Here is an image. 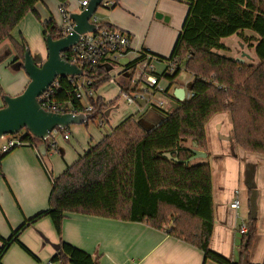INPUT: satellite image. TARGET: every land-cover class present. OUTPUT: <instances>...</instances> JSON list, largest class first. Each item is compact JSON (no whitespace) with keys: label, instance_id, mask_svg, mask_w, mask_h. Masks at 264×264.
I'll return each mask as SVG.
<instances>
[{"label":"trees","instance_id":"16d2710c","mask_svg":"<svg viewBox=\"0 0 264 264\" xmlns=\"http://www.w3.org/2000/svg\"><path fill=\"white\" fill-rule=\"evenodd\" d=\"M57 1L69 14V0ZM112 1L110 8L117 6ZM179 1L188 5L187 16L171 56L158 59L178 62L176 73L167 79L170 88L176 85L181 66L185 65L192 76L188 86L191 97L180 102L171 94L166 116L152 128H145L138 115L129 116L63 174L51 177L49 208L25 220L10 237L0 234V264L14 244L34 257L19 238L45 217L51 218L62 237L63 221L69 214L145 223L198 249L205 261L252 264L249 256L258 232L256 218L250 219L243 234L238 262L211 248L217 223L213 169L207 159L200 161L197 157H210L207 125L218 113L229 114L239 149L264 155V0ZM41 2L0 0V46L11 44L15 62H20L22 69L28 44L24 39L15 41L12 34L27 15L33 14L41 22L44 38L64 37L53 17L41 21L36 9ZM110 26L100 23L101 28ZM232 36L252 50L254 61L242 64L226 55L230 47L223 40ZM86 78L96 91L109 80L101 66L87 72ZM76 82L77 78L59 79L50 89L51 98L58 103L80 104ZM116 103H105L102 97L89 98L88 104L94 107L88 113L89 121L98 115L105 117L106 110ZM17 137L31 144L35 140L28 130ZM46 143L49 145V140ZM15 150L0 152V163ZM50 262L100 264V258L61 240Z\"/></svg>","mask_w":264,"mask_h":264},{"label":"crops","instance_id":"0c3cea01","mask_svg":"<svg viewBox=\"0 0 264 264\" xmlns=\"http://www.w3.org/2000/svg\"><path fill=\"white\" fill-rule=\"evenodd\" d=\"M51 0H43L36 7L43 19L42 11L49 12L43 21L54 17L50 9ZM57 1V0H56ZM79 1H69L68 12L81 11ZM117 6L104 7L100 23H107L122 28L132 35V46L136 50H147L154 58L158 72L165 70L167 59L171 56L174 45L183 27L188 13V5L179 0H115ZM58 2V1H57ZM41 4V6H40ZM59 4V2H58ZM60 5V4H59ZM43 9V10H42ZM32 15V14H30ZM29 15V16H30ZM58 15V10H57ZM61 23L63 16L60 11ZM30 19V17H29ZM42 29V36L43 28ZM23 35V34H22ZM20 35V36H22ZM13 38L17 39L13 36ZM29 41V37L26 35ZM45 40V38H44ZM28 43V42H27ZM5 42L0 46V65H8V77L22 70L21 63L15 62V54L9 52ZM241 48L247 45L241 44ZM8 49V50H7ZM39 53L38 65L48 56L47 48ZM252 51V50H251ZM242 56L252 61L244 52ZM24 70V69H23ZM0 76V82H2ZM122 81V80H120ZM191 80L188 82L189 83ZM30 79L20 74L13 83H3V90L12 96H18L27 87ZM123 82V81H122ZM163 85L171 94L182 88L176 85L170 88L169 82ZM189 91L186 90V93ZM104 99V98H103ZM107 101H110L106 99ZM172 100V99H171ZM5 106L0 100V108ZM133 113V110H132ZM125 114L114 122L112 129L129 116ZM106 118V117H105ZM161 116L158 113L146 117L145 128H152ZM111 120V115L109 118ZM73 134L71 129L62 131ZM96 142L91 137L86 147L72 145L70 139L63 137L52 140L53 144L34 141L17 148L1 163L0 175V234L8 238L25 220L49 208L52 190L51 177L57 178L68 167L76 163ZM79 133V130H77ZM209 159L213 169V192L215 201L216 227L211 240V248L226 257L238 262L241 257L243 234L240 230L248 226L252 212H256L258 232L250 251L249 261L252 264L264 262V155L244 152L236 146L233 128L228 113L216 114L207 125ZM50 141V140H49ZM51 144V145H50ZM211 163V162H210ZM241 184L247 187L241 188ZM239 191L244 202L238 210L231 209L233 200ZM239 197V198H240ZM247 207V208H246ZM61 240L83 249L100 258V264H216L205 261L198 249L170 237L166 232L158 231L145 223H131L108 220L97 217L69 214L63 221V235L60 237L50 217H45L26 229L19 241L33 255L25 252L19 244H14L4 255L3 264H59L51 259L60 246Z\"/></svg>","mask_w":264,"mask_h":264},{"label":"built area","instance_id":"2783aa9c","mask_svg":"<svg viewBox=\"0 0 264 264\" xmlns=\"http://www.w3.org/2000/svg\"><path fill=\"white\" fill-rule=\"evenodd\" d=\"M114 1H104L102 7H111ZM89 0L79 1L81 12L87 8ZM63 16L61 24L64 37L72 34L74 23L65 9L60 5ZM92 24L98 26L94 32H88L80 36L79 42L63 54V58L78 68L82 69L83 76L68 77L77 78L76 100L80 104L72 105L66 102H57L51 98L50 89L57 86V82L39 98L41 106L56 114H87L91 113L94 107L88 104L89 98H97L93 82L86 78L87 72L94 71L101 66L109 76L108 85L117 86L121 104L133 108V115H138L140 123H144L145 118L153 113H165L171 105L170 91L163 83L168 81L169 76H173L178 68L177 61H168L165 70L160 73L154 64L155 58L144 49L136 50L132 46V35L122 28L111 25L110 27H100V22L95 14L90 19ZM127 59V65L121 64V60ZM62 79V78H60ZM122 80V81H120ZM191 97L186 93L185 99ZM105 103L108 101L104 98ZM161 116V115H160ZM162 119V116L160 120ZM159 120V121H160ZM158 121V122H159ZM62 130L54 129L50 133L49 140H55ZM65 140L70 139V134L63 133ZM2 140H4L2 142ZM26 142L21 137L5 136L0 140V152L8 153L11 150L24 146ZM231 209L238 210L240 201L235 199L230 205ZM247 231L246 226L240 230L241 234Z\"/></svg>","mask_w":264,"mask_h":264},{"label":"water","instance_id":"95a60500","mask_svg":"<svg viewBox=\"0 0 264 264\" xmlns=\"http://www.w3.org/2000/svg\"><path fill=\"white\" fill-rule=\"evenodd\" d=\"M104 1L107 0H89V4L85 10L80 13L70 14V18L75 25L72 34L59 40H53L50 35L46 36L45 42L48 56L41 65H38L34 61L29 50L25 52L23 69L29 77L30 82L20 95H5L3 97L5 106L0 108V140L5 136H16L25 129L33 137L46 142L49 140L50 133L54 129L64 131L72 125H84L89 121L87 114L73 115L49 112L41 106L39 98L58 79L83 76V70L67 62L63 58V54L79 42L81 35L94 32L98 29V26L92 24L90 19L98 8L102 6ZM235 60L242 64L245 62L242 58ZM120 63L127 65L128 60L123 59ZM174 96L178 101H184L186 89H178ZM172 105L177 107V104L172 103ZM119 108L120 105H117L115 108H109L105 112V117L109 118L111 113L117 111ZM252 218H256L255 211L252 212Z\"/></svg>","mask_w":264,"mask_h":264},{"label":"rangeland","instance_id":"374dc122","mask_svg":"<svg viewBox=\"0 0 264 264\" xmlns=\"http://www.w3.org/2000/svg\"><path fill=\"white\" fill-rule=\"evenodd\" d=\"M69 1L71 3H74L77 0H69ZM40 6H41V4H40ZM49 6H50L51 11L54 14L53 18L56 20V22L58 24H60L61 23V16L59 15V6L60 5L58 4V2L56 0H51L49 3ZM57 10H58V15H57ZM75 11L78 12V10H75ZM104 11L107 12L108 10L102 6L99 7L95 13V17H97L99 20L102 19V14L104 13ZM77 12H75V13H77ZM29 15H27V17L15 29V31L13 32L12 35L17 38V39H15V38H13V39L19 43L21 42V39H24L26 42H28L27 43L28 44V50L31 53V56L34 59V61L38 63L39 62V53L38 52H44L43 49L44 50L46 49V42L44 40V36H42V33H41L42 32L41 22L38 21L33 14L30 16ZM42 15H43V19H46V17L49 16V12L44 10V11H42ZM29 17H30V19H29ZM41 19H42V17H41ZM43 19L41 20L42 22H43ZM20 35H22V36H20ZM26 35L29 37V41L26 39ZM239 42H240V39L237 38L236 36H232V37L224 39L223 43L230 47V51L226 55L233 56L235 59L242 58L245 60V62L250 61V60L245 59L244 56H242V52H244V54L249 56V58H251V59L254 55L253 52L251 51V49L248 46H246V47L243 46V48H241L239 45ZM8 48H9V52L12 55H14L13 48L11 47V45L8 46ZM253 61H254V57H253ZM8 70H9L8 65H4V64L0 65V76H1V80H3L2 82H0L1 88L3 87L4 82L13 83L14 81H16L17 78H19L20 74H23V75L25 74V71L22 69L19 72L12 73V77H8L6 74V71H8ZM191 77L192 76L186 71L185 65L183 64L181 66V72L176 79L177 86H180V87L188 90V82L191 80ZM3 91H4V95L0 96L1 101H4L3 97L5 95L12 96V95L8 94L5 90H3ZM96 94H97V96H100L102 98L110 100L108 102H115L119 98V91L117 89V86H114L112 84L108 85V83H105L99 90H97ZM116 102L120 105V108L117 111H113L111 113V120L108 118H105L101 115H98L96 118L88 121V124L79 125V126H77V125L70 126L69 129H71L73 132V134L71 135V139H70V142L72 143V145H75L78 148L86 147V145H87V143L91 137H93L94 142H96V140L99 141L101 139V137L97 139V137H99V134L105 135L106 134L105 132L109 133L110 130L111 131L113 130L111 126L114 125V122L117 119H119L121 116H123L125 114L132 113L133 108H128V107L122 105L120 103L121 102L120 100H118ZM160 115L162 116V118H164L166 116L165 113H160ZM77 130H79V133H77ZM19 134H21V135L25 134V129L22 130ZM60 137H62V134L58 135L56 137V140L59 141ZM34 139H35L34 141L43 142V141L39 140L38 138L34 137ZM3 141L4 140H2V142ZM49 142L51 144H53L52 140H50ZM187 145L191 146V143L188 142ZM244 152H246V151H244ZM247 153H249V152H247ZM197 159L200 161L207 159L206 161H208L209 163L211 162V164H212V161L209 158H205L202 154H199ZM244 187H247V185L241 184V188L243 189ZM235 197L237 198V200L240 201V203H242V210H241V213H242L246 209L244 208V202L242 200V196L240 197V195H239V191L236 193Z\"/></svg>","mask_w":264,"mask_h":264},{"label":"flooded vegetation","instance_id":"af4514ba","mask_svg":"<svg viewBox=\"0 0 264 264\" xmlns=\"http://www.w3.org/2000/svg\"><path fill=\"white\" fill-rule=\"evenodd\" d=\"M117 105H119L118 103H116V104H114V105H112V106H110L109 108H115ZM108 108V109H109ZM142 125L145 127L147 124H145V123H142ZM147 128V127H146Z\"/></svg>","mask_w":264,"mask_h":264}]
</instances>
